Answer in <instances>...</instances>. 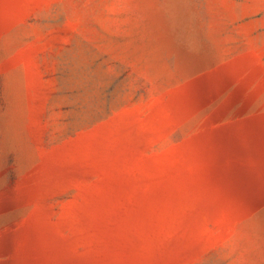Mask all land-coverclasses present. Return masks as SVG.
<instances>
[{"label": "rangeland", "instance_id": "374dc122", "mask_svg": "<svg viewBox=\"0 0 264 264\" xmlns=\"http://www.w3.org/2000/svg\"><path fill=\"white\" fill-rule=\"evenodd\" d=\"M0 264H264V0H0Z\"/></svg>", "mask_w": 264, "mask_h": 264}]
</instances>
